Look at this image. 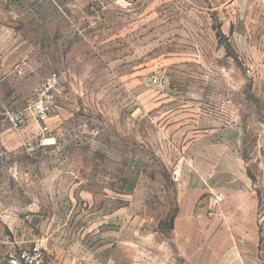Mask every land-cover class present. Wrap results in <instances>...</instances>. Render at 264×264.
Wrapping results in <instances>:
<instances>
[{
  "label": "rangeland",
  "instance_id": "rangeland-1",
  "mask_svg": "<svg viewBox=\"0 0 264 264\" xmlns=\"http://www.w3.org/2000/svg\"><path fill=\"white\" fill-rule=\"evenodd\" d=\"M220 1L6 0L12 14L19 4L30 7L39 29L49 28L50 20L53 27L68 29L66 36L48 35V77L60 75L57 102L61 107L69 93L72 116L54 121L45 134L48 146L35 154L21 145L5 113L24 107L40 84L19 74L24 62L0 72V223H13V218L15 223H48V264H109V254L135 249L142 259L140 248L144 252L150 240L170 234L178 213L172 176L177 151L158 112L189 101L164 96L173 92L193 95L191 102L208 118L229 123L239 118L247 125L245 170L261 198L254 258L264 264V80L246 75L252 62L231 51L221 34L226 17L214 9ZM151 11L163 16L148 20ZM159 22L169 29L179 22L182 34L195 30L210 50H168L163 46L167 36L156 33ZM61 38L67 52H51L50 45ZM62 54L63 64L51 69V58ZM89 56L95 62H83ZM262 62L252 63L261 77ZM85 65L93 66V79L70 82L62 75L68 67L81 73ZM223 176L213 187L208 181L205 186L206 223L221 215L222 202L216 203L213 192L226 188ZM124 233L130 249L120 245ZM45 241L31 244L47 252Z\"/></svg>",
  "mask_w": 264,
  "mask_h": 264
},
{
  "label": "crops",
  "instance_id": "crops-1",
  "mask_svg": "<svg viewBox=\"0 0 264 264\" xmlns=\"http://www.w3.org/2000/svg\"><path fill=\"white\" fill-rule=\"evenodd\" d=\"M221 3L222 6L219 3L214 9L221 10L226 17V28L222 29L221 34L229 42L231 51L250 63L264 61V0H222ZM7 8L6 0H2L0 72L9 71L13 66L24 62V69L19 74H25L29 79L41 84L48 77V35L66 36L68 29L53 27L52 20L49 28L39 29L37 16L30 7L25 10L19 4L15 14L7 12ZM162 16V12L147 13L148 20H160ZM158 24L161 28H157L156 33L158 36H167L168 42L163 46L167 45L165 48L168 50H210V45L198 41L195 30H189L188 34L183 30L182 34L179 22L173 23L171 29L161 22ZM182 36L186 37L181 39ZM160 45L162 44H158L157 48ZM50 46L51 52L65 53L69 49L66 40L63 43V38L60 44ZM80 47L82 46L77 45L75 48ZM55 57L57 56L51 58V69L63 64V54L57 60ZM79 60L80 58H77V61ZM85 61L93 63L95 59L91 56L84 57L83 62ZM263 64L264 62L260 63V66L264 67ZM92 67L85 65L81 73L68 67L63 70L62 75L70 82L82 80L85 76L93 79L95 71ZM260 79L264 80V75ZM69 95L67 93L62 97L61 107L57 102V109L47 122L49 132L57 118L68 119L72 116L66 104ZM170 95L174 96V100H189L184 104L175 103L173 108L167 107L158 112L160 126L163 131L167 129L173 133V147L177 151L172 176L176 185L174 201L178 213L174 217L170 234L157 236L155 241L150 240L151 245L143 248L145 253L140 248V253L146 258H138L137 249L132 252L125 250L115 257L109 254V264H259L254 258V250L260 242L257 223H261V198L245 170L249 157L246 155L247 125L239 118L229 123L204 116L197 108L196 102H191L195 101L193 95L184 97L183 94L173 92L164 96ZM42 127L43 125L34 119L29 120L22 131L17 133L21 145H25L28 139L42 138V147L48 146ZM11 145L13 149L16 148L15 144ZM222 172L226 188L212 190L215 197H223L217 210L221 215H213L211 223H206L203 213L208 190L205 186L208 181L213 187V181L218 180ZM199 211L201 213L198 214ZM222 222L224 225L220 226ZM108 235L116 236L112 232ZM125 237L124 233L123 238L119 240L120 245L126 249L132 248V242L124 240ZM38 238L46 239L45 243L48 241V223H15L14 218L13 223H0V239L3 241L0 247L2 264H8L13 251L29 249L31 242ZM45 249L47 252H44V264H48V242Z\"/></svg>",
  "mask_w": 264,
  "mask_h": 264
},
{
  "label": "built area",
  "instance_id": "built-area-1",
  "mask_svg": "<svg viewBox=\"0 0 264 264\" xmlns=\"http://www.w3.org/2000/svg\"><path fill=\"white\" fill-rule=\"evenodd\" d=\"M250 78H261L259 68L257 65L249 64L245 71ZM60 75L57 73L47 77L44 82L33 89L32 98L27 101L26 105L17 109H9L5 113V120L10 124L11 128L20 133L25 124L34 119L42 124V131L44 134L49 133L47 122L57 109V99L59 95L58 83ZM158 83V79L154 80ZM264 127V125H263ZM43 142L39 138H31L25 142V148L29 154H35L42 146ZM223 201V197H217L216 203ZM3 241L0 239V247ZM45 255L42 247L35 243L29 249L13 251L8 259V264H44ZM2 264V260H0Z\"/></svg>",
  "mask_w": 264,
  "mask_h": 264
}]
</instances>
